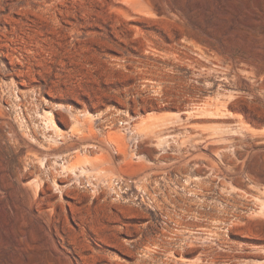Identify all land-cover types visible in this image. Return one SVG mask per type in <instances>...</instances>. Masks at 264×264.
I'll return each mask as SVG.
<instances>
[{
  "label": "rangeland",
  "instance_id": "obj_1",
  "mask_svg": "<svg viewBox=\"0 0 264 264\" xmlns=\"http://www.w3.org/2000/svg\"><path fill=\"white\" fill-rule=\"evenodd\" d=\"M0 264H264V0H0Z\"/></svg>",
  "mask_w": 264,
  "mask_h": 264
},
{
  "label": "built area",
  "instance_id": "obj_2",
  "mask_svg": "<svg viewBox=\"0 0 264 264\" xmlns=\"http://www.w3.org/2000/svg\"><path fill=\"white\" fill-rule=\"evenodd\" d=\"M112 180H113V183H114V185H115L116 187H117L118 185H120V183H119L120 180H119L118 178L115 177V178H113ZM128 181H129L128 179H125V178H124V181L122 182V184H124V187H126V186L128 185ZM107 182H108V181H105L106 186H107ZM89 186H90V185H89ZM127 187H128V186H127Z\"/></svg>",
  "mask_w": 264,
  "mask_h": 264
},
{
  "label": "bare ground",
  "instance_id": "obj_3",
  "mask_svg": "<svg viewBox=\"0 0 264 264\" xmlns=\"http://www.w3.org/2000/svg\"><path fill=\"white\" fill-rule=\"evenodd\" d=\"M34 126H35V124H34ZM35 127H36V126H35ZM87 183H88V186H89V185L92 186V184H93V182L90 183V182H88V181H87Z\"/></svg>",
  "mask_w": 264,
  "mask_h": 264
}]
</instances>
